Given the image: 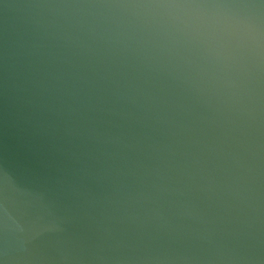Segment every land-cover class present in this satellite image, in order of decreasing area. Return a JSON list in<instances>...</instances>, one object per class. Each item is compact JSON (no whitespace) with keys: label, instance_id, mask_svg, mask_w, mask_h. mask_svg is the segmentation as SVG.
Returning a JSON list of instances; mask_svg holds the SVG:
<instances>
[{"label":"clouds","instance_id":"obj_1","mask_svg":"<svg viewBox=\"0 0 264 264\" xmlns=\"http://www.w3.org/2000/svg\"><path fill=\"white\" fill-rule=\"evenodd\" d=\"M2 59L0 264H264V0L44 3Z\"/></svg>","mask_w":264,"mask_h":264},{"label":"water","instance_id":"obj_2","mask_svg":"<svg viewBox=\"0 0 264 264\" xmlns=\"http://www.w3.org/2000/svg\"><path fill=\"white\" fill-rule=\"evenodd\" d=\"M88 0H6L11 6V10L6 13L0 5V83L3 80V49L6 38L13 29L19 26L22 18L34 10L40 4H63V3H84ZM23 183H16L13 189V197L18 205L32 204L39 207L41 192L38 188L31 186L27 178H23Z\"/></svg>","mask_w":264,"mask_h":264}]
</instances>
